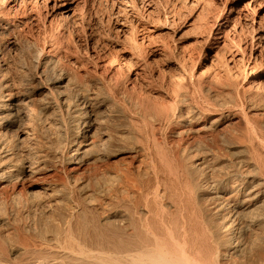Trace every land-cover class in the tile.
Segmentation results:
<instances>
[{"label": "bare ground", "instance_id": "obj_1", "mask_svg": "<svg viewBox=\"0 0 264 264\" xmlns=\"http://www.w3.org/2000/svg\"><path fill=\"white\" fill-rule=\"evenodd\" d=\"M2 1L0 187L13 185L1 188L0 264H264V97L245 88L256 80L165 75L147 90L116 78L100 24L83 25L70 0ZM41 15L38 44L27 31Z\"/></svg>", "mask_w": 264, "mask_h": 264}, {"label": "rangeland", "instance_id": "obj_2", "mask_svg": "<svg viewBox=\"0 0 264 264\" xmlns=\"http://www.w3.org/2000/svg\"><path fill=\"white\" fill-rule=\"evenodd\" d=\"M70 1L73 2V6L75 7L74 11L76 14V18H78L79 16L80 20L83 19L81 20L83 25L89 24V21L90 24H92L95 21L97 22V24H100L98 25V32L102 44L98 50V53L101 56L107 53L106 55L107 59L109 60L114 59L113 61L116 60L114 67L115 68L114 74L116 78L122 80V82L129 83L130 80L133 79V82H137V83L140 82L141 84L145 85L146 86L145 88H147L148 90L151 89L148 86L150 82L151 84L154 83L153 85L160 84L164 78L163 76L166 75L167 77L166 76L165 77L167 79L177 80V78L180 77L178 80H182V81H186V80L188 81L192 77L193 83L197 84V86H199L197 82L201 78L199 81L205 80L204 82L207 83L212 82V85L214 87H217L219 86L218 83L220 82V81L218 82V79L224 81L223 78L227 79V78H231V76L232 78H235V76L233 77V75H236V77L239 75L237 79L240 80H247L249 82L252 80H256V85H252L253 89H251L252 86L249 87L250 89L248 87H245L248 89L247 90L249 91L248 94L252 96V98L259 99L264 97L263 94L264 89L262 90V88H264L263 87L264 86L263 84L264 44L259 49L262 50V54L258 56L259 50L255 48L254 43L252 42L253 36L255 35L256 32L255 31L256 28L259 27L264 28V0H240L239 2L240 5L243 6L242 7L243 10L241 9L240 12L233 11L231 13L228 12L229 6L232 5L233 3H237L236 0H182L184 1V5L182 4V2H180V0L179 1L176 0L177 4H175L176 3L175 0L173 1L172 0H70ZM1 2L3 1L1 0ZM192 2L197 3V5L196 6L190 5ZM32 3H33L32 6H34L35 8L34 0H32ZM249 3L250 5L247 6ZM201 6L205 9H203ZM22 8L23 7L21 6L19 9L20 11L18 10L19 13L23 12ZM198 9L200 10V12H202L203 10L202 16ZM197 12L201 17L197 16L198 15ZM44 19L45 18H43V16L41 17V19L38 17L37 19L38 21L33 22V24H31V27L29 26L30 31H33L34 33L36 32L35 33V36L37 37L36 39L34 37V33L27 31V35L28 34L30 35V36L28 35L29 38H32L36 42L37 40H39L37 42L38 44L43 43L42 42L43 34H41L42 30L44 29L49 30V28H47L49 26L43 25V23L47 24L45 23ZM253 19H256V21L252 25L251 20ZM122 20L123 22H125L124 25L126 26L120 24L121 23L120 21ZM62 24L61 23L57 24V30L61 31V33L65 35V37H68L67 33L69 32H67V30L72 29V31H74L75 29L73 28L74 23L69 24L67 28H65L64 24H63L64 26L63 28V26H61ZM134 42H136V44ZM166 44L167 45L169 44L168 46L171 50L170 49L166 50L168 49V46L165 47ZM163 47L165 48V50H161V48ZM82 52L83 51H81V53ZM100 53H103V55ZM256 56L257 59H255ZM79 57H81L80 58L82 59L81 61H83L86 58L84 53L81 54ZM85 60L83 62H85ZM244 69L245 72H243ZM229 71L231 75L228 73ZM12 75L13 76L15 75L13 71H12ZM243 76L245 77L243 78ZM196 78L199 79L197 80ZM155 82L157 83L155 84ZM260 83H262V85ZM257 84L260 87H256L258 86ZM152 91H154L153 93L156 94V90H152ZM256 91L258 92L260 91L259 94L261 92L262 93L259 95L258 92L256 93ZM195 94L198 95L199 93L196 92ZM199 97L200 95L197 96L198 100H202L200 99L201 97L200 98ZM237 119L239 118L237 117L235 119H232L231 120L232 123L228 121L224 125H227L228 123L229 125L231 124L233 126H236L237 124L242 125L243 124L242 120L241 119L237 120ZM40 137H39L40 145L43 146L41 142L45 141V139L42 138L41 135ZM57 179L60 180L61 178L59 177ZM94 181L95 180H92L93 182L92 187L97 188L98 185L95 184ZM35 182H37L36 179L35 180L31 179V181L29 179L25 184L28 183L29 185H31ZM12 185L13 184H9L8 186H1L0 197L5 196L4 194L6 191H3L2 189L9 190L10 192L12 189V187L10 188V186ZM22 189L23 188L21 186V190ZM1 203L2 202L0 200V206L3 205V203L2 204ZM9 204L12 205V207L14 206L15 209L17 208L15 204L11 203V200ZM29 206L30 207L26 206L25 209L22 208L23 210H21V208L20 209L18 208L19 209L18 216L24 214V216L27 215L29 217V219L26 218L27 220L32 219L33 216H35L34 213L35 209L33 212V208H35L36 205L33 204V206L32 205ZM39 207L40 208L43 207L42 212L45 211L44 209L47 210L46 208L47 206H45L44 204H42V206L39 205ZM40 208L38 209L39 211L41 210ZM8 209L10 210L11 206H8ZM51 212L53 213V211L47 212L48 215H52L54 216V218H56L55 213L53 215ZM58 216L59 215H57V218L55 219L58 221V222L56 221V223L58 224L60 222L59 225H62V221H60L62 220V218ZM51 237H53V235L49 234V238Z\"/></svg>", "mask_w": 264, "mask_h": 264}]
</instances>
